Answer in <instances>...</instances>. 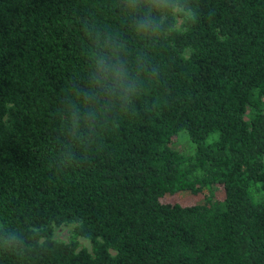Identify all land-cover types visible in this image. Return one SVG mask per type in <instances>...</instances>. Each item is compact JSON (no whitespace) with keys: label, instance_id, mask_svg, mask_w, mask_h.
Segmentation results:
<instances>
[{"label":"trees","instance_id":"16d2710c","mask_svg":"<svg viewBox=\"0 0 264 264\" xmlns=\"http://www.w3.org/2000/svg\"><path fill=\"white\" fill-rule=\"evenodd\" d=\"M178 2L157 39L147 0H0V264H264V0ZM97 37L131 103L89 96Z\"/></svg>","mask_w":264,"mask_h":264},{"label":"clouds","instance_id":"9594fccd","mask_svg":"<svg viewBox=\"0 0 264 264\" xmlns=\"http://www.w3.org/2000/svg\"><path fill=\"white\" fill-rule=\"evenodd\" d=\"M149 6L154 5L157 15L152 16V8L149 7V14L139 16L133 25V31L142 37L152 35L159 38V33L176 26L183 29L187 26L184 21L191 25L196 20V14L188 15L190 9L178 2L171 0V3L164 0L163 3L157 0H147ZM95 49L87 57L91 63L88 65L89 75V96L97 100H104L106 103L128 104L137 92H144L142 87L138 89L139 83L136 76L130 71L127 59L123 57L120 50L107 39L94 38ZM76 129L80 127V121L75 124Z\"/></svg>","mask_w":264,"mask_h":264},{"label":"rangeland","instance_id":"374dc122","mask_svg":"<svg viewBox=\"0 0 264 264\" xmlns=\"http://www.w3.org/2000/svg\"><path fill=\"white\" fill-rule=\"evenodd\" d=\"M177 138H178L177 148L180 150L187 151L185 147L189 146L188 144L191 145L187 135L182 132L178 135ZM207 194H208V191H203L202 193L198 195H191L187 193H178L174 195L167 194L161 199V202L169 203V204L178 203L183 206H188V205L199 203ZM214 195H215V198L218 200L223 199L224 193H223V189L221 186H217L214 188ZM71 229L72 228L70 226H62V227L57 228L54 234L55 239L60 240V241H68V239L71 237V233H72ZM79 242H80L81 248H87L88 250H90L91 246H90L89 241L84 240V239H79Z\"/></svg>","mask_w":264,"mask_h":264}]
</instances>
